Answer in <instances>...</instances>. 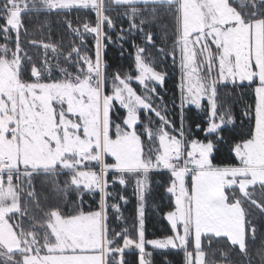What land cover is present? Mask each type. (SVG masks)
<instances>
[{"label":"snow or ice","instance_id":"6c2138e0","mask_svg":"<svg viewBox=\"0 0 264 264\" xmlns=\"http://www.w3.org/2000/svg\"><path fill=\"white\" fill-rule=\"evenodd\" d=\"M113 6L128 21L120 41L139 32L155 46L145 26L156 24L167 36L171 17L182 107L205 111V141L189 140L183 124L177 130L155 106L158 93L149 82L163 83L164 75L145 57V47L133 45L136 75L109 73L104 42L117 27L108 14ZM72 10L95 14L94 24L79 26L65 15L79 44L64 49L31 39L44 51L29 55L21 41L26 21ZM0 21V264H127V249L138 250V264H151L146 245L182 249L185 264H217L205 247L220 238L248 256L249 240L257 237L253 216H264V0H0ZM86 34L94 35V55ZM229 85L233 91L247 86L254 95L245 111L251 127L231 149L238 163L217 165L216 144L224 126L234 123L222 99ZM142 112L157 120L148 115L145 123ZM161 169L170 173L173 234L147 240L143 201L149 174ZM110 173L113 184L135 179L141 202L135 238L110 226V209L122 219L120 204L108 202L115 199ZM38 178L49 193L37 192ZM85 194L99 195L98 210H83ZM221 258L231 264L227 252Z\"/></svg>","mask_w":264,"mask_h":264},{"label":"trees","instance_id":"16d2710c","mask_svg":"<svg viewBox=\"0 0 264 264\" xmlns=\"http://www.w3.org/2000/svg\"><path fill=\"white\" fill-rule=\"evenodd\" d=\"M123 9L113 6L108 13L116 24V29H108L112 41H105L106 48L104 50V60L108 64L109 73L131 72L136 75L135 70V54L136 48L133 46L139 45L146 48L145 57L149 60L156 71L164 75V80L161 85L154 84L158 96H154L153 100L155 106L162 112L166 110L167 118L172 122L177 130L181 128V124L186 132H189L188 139H196L205 141V132L201 129L207 128V117L205 111L196 108V106L182 107V92H181V67L179 60V53H176L175 61L171 55L172 48V28L171 17H168L169 31L168 35L161 31V28L156 25L145 26V31H151L155 41V46L148 44L144 39V33L132 32L126 36L123 41L117 40L120 28L127 29V18L122 15ZM65 15L68 19L73 20L74 26H79L83 22H95V14L91 11H76L72 10L70 13L53 14H36L32 15L30 20L26 21L28 29V36L21 35L22 45L25 50L34 58L43 55V48H33L28 41L35 39L37 41H44L46 43H53L57 46H62L67 49L72 41L79 44V39L75 37L65 23ZM79 17V20H77ZM3 23V21H0ZM14 37V33H13ZM87 48L90 55H94V35L86 34ZM0 42H3L0 39ZM163 47L168 55L158 51ZM49 55L52 54L49 52ZM131 84L138 93H143V87L137 82L132 81ZM226 96L222 97L224 100V107L231 111L234 118V123L226 124L221 133L223 141L216 144L213 157L214 163L217 165L235 164L238 163L234 153L231 151L235 143L240 142L250 130L251 123L249 118L245 115V111L249 105L254 104V95L247 86L236 88L233 91L232 86L229 85L227 89H222ZM204 108H207V101L203 102ZM123 109H119L121 115L124 114ZM151 115L153 120H157L154 114L141 113L142 120L147 123V117ZM115 118V117H114ZM200 125V129L196 126ZM211 138V137H209ZM63 179V178H61ZM109 191L113 192L115 199H109V204L119 203L121 208L122 219L118 220L115 214L109 210L110 226L116 231H121L127 228L128 233L133 238L136 237L139 229L138 208L140 200L135 187V179L129 182L126 186L119 185L118 182L113 184L112 174H109ZM148 187L145 192L144 200V231L147 240L156 238H165L172 235L170 222L167 219V213L172 211L175 207L174 197L166 191L170 184V173L167 170H156L149 174ZM43 178H38L34 181L37 192L49 193V189L42 187ZM50 195V194H49ZM125 197L127 203L120 200L119 197ZM50 202L51 201L50 199ZM99 195L91 196L84 195L82 207L85 211H94L99 208ZM44 201H42V206ZM71 205L69 204V207ZM253 222L257 227V237L254 241L249 240L248 256L245 257L239 252L238 248L230 247L226 242V238H220L215 242L211 249L205 247L208 259H215L217 264H223L221 252L228 253V260L231 264H264V216L258 212L253 216ZM146 251L151 253V264H185V256L182 249H154L151 245H146ZM215 253V257L212 253ZM139 253L135 249H127L124 254V259L127 264H138Z\"/></svg>","mask_w":264,"mask_h":264},{"label":"rangeland","instance_id":"374dc122","mask_svg":"<svg viewBox=\"0 0 264 264\" xmlns=\"http://www.w3.org/2000/svg\"><path fill=\"white\" fill-rule=\"evenodd\" d=\"M181 76H182V70H181ZM133 81H135V80H133ZM182 77H181V84H182ZM150 83V86H154V84H159V85H161L162 83H158V82H149ZM181 84H180V87H181ZM132 85V84H131ZM132 87H133V85H132ZM143 87V86H142ZM134 88V87H133ZM135 89V88H134ZM136 90V89H135ZM181 92H182V89H181ZM204 101H207V100H204ZM203 101V102H204ZM202 102V103H203ZM185 106H190V105H185ZM193 106H195V105H193ZM109 160H111V158H109ZM148 183H149V181H148ZM135 187H136V183H135ZM148 187V186H147ZM147 189V188H146ZM146 192V191H145ZM141 203V202H140ZM143 204H144V201H143ZM140 205V204H139ZM156 239H163V238H156Z\"/></svg>","mask_w":264,"mask_h":264},{"label":"crops","instance_id":"0c3cea01","mask_svg":"<svg viewBox=\"0 0 264 264\" xmlns=\"http://www.w3.org/2000/svg\"><path fill=\"white\" fill-rule=\"evenodd\" d=\"M150 240H152V239H150Z\"/></svg>","mask_w":264,"mask_h":264}]
</instances>
